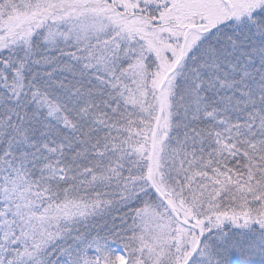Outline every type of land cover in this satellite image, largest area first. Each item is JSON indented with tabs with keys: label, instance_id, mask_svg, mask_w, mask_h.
I'll return each mask as SVG.
<instances>
[{
	"label": "snow or ice",
	"instance_id": "snow-or-ice-1",
	"mask_svg": "<svg viewBox=\"0 0 264 264\" xmlns=\"http://www.w3.org/2000/svg\"><path fill=\"white\" fill-rule=\"evenodd\" d=\"M0 264H264V0H0Z\"/></svg>",
	"mask_w": 264,
	"mask_h": 264
}]
</instances>
